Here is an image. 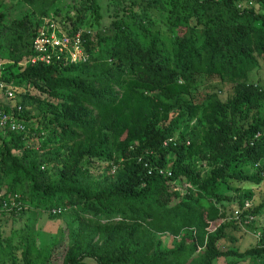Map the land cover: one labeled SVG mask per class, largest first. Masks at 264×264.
I'll return each mask as SVG.
<instances>
[{
	"label": "trees",
	"instance_id": "obj_1",
	"mask_svg": "<svg viewBox=\"0 0 264 264\" xmlns=\"http://www.w3.org/2000/svg\"><path fill=\"white\" fill-rule=\"evenodd\" d=\"M17 1L10 20L0 1V117L24 126H0V264H50L39 213L65 224L63 264H264V240L217 246L264 212V0H108L106 24L99 0ZM50 12L82 58L38 59Z\"/></svg>",
	"mask_w": 264,
	"mask_h": 264
},
{
	"label": "rangeland",
	"instance_id": "obj_2",
	"mask_svg": "<svg viewBox=\"0 0 264 264\" xmlns=\"http://www.w3.org/2000/svg\"><path fill=\"white\" fill-rule=\"evenodd\" d=\"M2 4V8H6L7 10L11 11L10 16L6 17L8 20L15 18V17H21L25 15L24 13L30 12L31 9L25 4L17 0H0ZM99 3L102 6V14L104 16L103 23H107L108 19L106 17V14L109 12V10L106 8L107 4H112L108 0H99ZM112 7H110L111 9ZM51 14L49 13L48 17H45L44 22L47 20L51 21L50 27H44L46 31L49 29L50 35H58V34H65L60 33V25L58 24L57 19H55V22L52 23L51 20ZM158 15L161 16V13L157 12ZM35 18V16H33ZM54 18V16H53ZM91 27H87L85 30L90 29ZM6 34L2 31L0 28V44L5 43ZM63 42V41H62ZM76 45V46H75ZM71 44L68 47V39L63 43L62 46L66 47V55L67 57L71 58L72 60H75L79 57H83L84 54L80 49L79 44ZM3 56V55H0ZM1 60V58H0ZM259 63L261 64L257 70H255L251 75L252 81L262 80L264 79V61L263 58L260 57ZM202 79L200 80L199 84L201 83ZM1 86H3L1 84ZM230 86L226 85L223 87V93H220L221 98H225L227 95L231 94ZM8 93H11L12 90L10 88L5 90ZM19 93V92H17ZM11 106L14 107L16 110H20L21 106L19 104V98L15 97L11 100ZM16 120V118H15ZM16 121H19L18 119ZM20 122V121H19ZM192 123H190L188 126H191ZM181 125L179 126V128ZM39 129H42V126H39ZM185 132L188 131V127H184L183 129ZM29 131V130H28ZM30 132V131H29ZM33 134L32 132H30ZM44 132L41 131V134ZM120 162V160L118 159ZM98 174V172H95ZM179 184V183H178ZM181 188L184 187V185L180 184ZM232 206V205H231ZM235 209V207H233ZM258 215L254 216V219L251 220L252 222L248 223L247 225H243V223L246 222V220L242 221V224L238 221V216L233 217L234 221L231 222L230 225H228L224 229V236L218 239L217 246L220 250L226 251H239L243 252L246 249H249L253 246H256L259 243V240H264V212ZM36 219V217H35ZM2 236L6 237L11 233V229H17L25 226V223L29 221L28 215L23 213L20 217L14 218L13 221L11 219V216L6 215L2 218ZM238 220V221H237ZM252 223V224H251ZM34 227L40 231V235L38 236V241H36L37 245H41V240L44 242H48L52 238H60L57 240L56 244L52 248L51 253V260L50 264H63L62 258L63 254L65 252V249L67 247V237H66V228L63 220L60 218L56 220L50 219L45 213H39L38 218L36 219V222L34 224ZM214 227V224L211 225V228ZM176 238V237H175ZM168 238H165L164 244L167 245ZM17 239H14L13 242L16 243ZM171 242L169 243V245ZM20 252L16 251V256L18 259ZM252 259L255 260V262H259L256 260L254 256H252ZM87 264H96L93 260H87ZM253 264V262L249 259V257H238L234 255H228V256H221L219 258H216L212 261L211 264Z\"/></svg>",
	"mask_w": 264,
	"mask_h": 264
},
{
	"label": "built area",
	"instance_id": "obj_3",
	"mask_svg": "<svg viewBox=\"0 0 264 264\" xmlns=\"http://www.w3.org/2000/svg\"><path fill=\"white\" fill-rule=\"evenodd\" d=\"M66 39H68V47L71 44H74V45L79 44V41L77 38L71 39L65 34L64 35L63 34L46 35L45 32H42L41 35L37 37L34 41L36 49L41 52V54L38 56V59L40 61L45 62L46 64L53 62V57H54V60L60 59L59 53H57L56 55H49V53L47 52L48 48H46V46H50L52 48L57 47L60 52L64 50L66 54V47L62 46L63 43L66 41ZM65 57L66 59H69L70 61H72V59L67 57V55H65ZM79 58H82V57H79ZM0 126L3 128H6L9 131L10 130L24 131V126L20 122L16 121L15 117L12 114L2 115L0 117ZM159 173H161V170H159Z\"/></svg>",
	"mask_w": 264,
	"mask_h": 264
},
{
	"label": "clouds",
	"instance_id": "obj_4",
	"mask_svg": "<svg viewBox=\"0 0 264 264\" xmlns=\"http://www.w3.org/2000/svg\"><path fill=\"white\" fill-rule=\"evenodd\" d=\"M79 59V58H78ZM77 60V59H76Z\"/></svg>",
	"mask_w": 264,
	"mask_h": 264
}]
</instances>
